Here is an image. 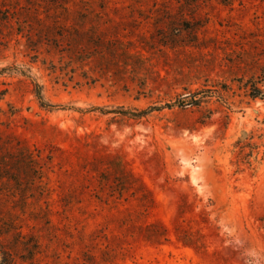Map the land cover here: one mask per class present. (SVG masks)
I'll list each match as a JSON object with an SVG mask.
<instances>
[{"label":"rangeland","instance_id":"obj_1","mask_svg":"<svg viewBox=\"0 0 264 264\" xmlns=\"http://www.w3.org/2000/svg\"><path fill=\"white\" fill-rule=\"evenodd\" d=\"M0 249L264 264V0H0Z\"/></svg>","mask_w":264,"mask_h":264},{"label":"trees","instance_id":"obj_2","mask_svg":"<svg viewBox=\"0 0 264 264\" xmlns=\"http://www.w3.org/2000/svg\"><path fill=\"white\" fill-rule=\"evenodd\" d=\"M178 101H179L178 105L181 107H187L189 105L200 106V104L202 103V99L198 98L197 94L192 95L191 97H189V96L182 97ZM125 113L129 114L130 112L127 111ZM144 113L148 114V111L144 112ZM0 251L3 255V258L0 260V264H15V258L13 256V254H10L8 252H4V250H1V249H0Z\"/></svg>","mask_w":264,"mask_h":264}]
</instances>
